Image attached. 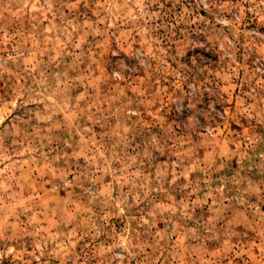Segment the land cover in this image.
Listing matches in <instances>:
<instances>
[{
    "label": "rangeland",
    "instance_id": "obj_1",
    "mask_svg": "<svg viewBox=\"0 0 264 264\" xmlns=\"http://www.w3.org/2000/svg\"><path fill=\"white\" fill-rule=\"evenodd\" d=\"M0 264H264V0H0Z\"/></svg>",
    "mask_w": 264,
    "mask_h": 264
}]
</instances>
